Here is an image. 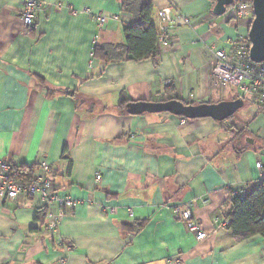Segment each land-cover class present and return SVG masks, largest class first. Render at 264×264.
Masks as SVG:
<instances>
[{
	"label": "crops",
	"instance_id": "1",
	"mask_svg": "<svg viewBox=\"0 0 264 264\" xmlns=\"http://www.w3.org/2000/svg\"><path fill=\"white\" fill-rule=\"evenodd\" d=\"M25 1L0 0V158L35 174L46 163L58 191L79 206L52 233L38 219L37 198L0 195V264H264V237L237 243L217 223L236 194L264 180L261 111L253 106L256 116L234 122L235 131L120 109L124 98L161 102L168 94L214 104L225 85L213 76V51L230 50L251 22L216 17L212 0H148L154 24L172 8L170 45L143 62L97 60L90 69L97 34L101 48L125 44L123 27L133 21L125 0H37L48 8L27 31ZM96 16L108 18L101 30ZM177 207L192 212L206 240L189 233ZM136 223L142 232L126 229Z\"/></svg>",
	"mask_w": 264,
	"mask_h": 264
},
{
	"label": "built area",
	"instance_id": "2",
	"mask_svg": "<svg viewBox=\"0 0 264 264\" xmlns=\"http://www.w3.org/2000/svg\"><path fill=\"white\" fill-rule=\"evenodd\" d=\"M61 9L62 4L53 6ZM48 8L44 3L37 0H26L22 12L21 19L24 28L27 31L36 21L41 12ZM71 13L75 16L80 12L71 8ZM230 17L238 21L253 22L254 8L253 3L249 1L235 3L228 12ZM119 20V17H115ZM93 20L98 24L100 30L106 25L108 18L96 16ZM184 25L189 24V20L180 18ZM176 20L172 15L171 6L164 7L159 10L157 23L155 24L159 46L164 48L170 45L169 35L174 29ZM99 34L94 38V46L91 51L90 69L96 66L95 47L99 41ZM251 43L248 33H240L232 44L230 50H215L214 55V78L225 86H231L239 92V98L249 102L255 106L264 115V63L257 64L250 59ZM173 81H166L165 87L173 86ZM192 98L194 96L192 95ZM257 168L264 170L262 163L257 164ZM38 174H34L33 178H29L28 174L20 167L12 162L0 158V195L6 201L14 202L21 196L29 198H37L41 203V210L45 213V225L48 231L55 233L61 228L64 219L69 211L79 206L78 200L68 195H62L52 178H50V169L46 163L41 164ZM99 181L100 176H96ZM236 197H245V193H238ZM174 213L186 225L190 234L196 236L197 241H204L208 238V234L202 230L200 224L194 219L190 210H183L180 207L175 208ZM131 217L133 214L131 213ZM217 223L222 227L230 225L229 217L227 220ZM61 264H66L65 260Z\"/></svg>",
	"mask_w": 264,
	"mask_h": 264
},
{
	"label": "trees",
	"instance_id": "3",
	"mask_svg": "<svg viewBox=\"0 0 264 264\" xmlns=\"http://www.w3.org/2000/svg\"><path fill=\"white\" fill-rule=\"evenodd\" d=\"M244 1L252 2V0H235V3ZM122 8L133 19L132 23H126L123 27L126 37L125 44L107 48L96 46L95 58L98 61L105 60L107 63H119L125 61L143 62L156 57L159 52V43L156 26L152 21L154 11L152 4L148 0H125ZM170 100L180 99L168 94V97L163 101ZM130 103L127 98L122 99L120 109L123 112L127 111V106ZM20 168L28 174L29 178H33L34 168ZM38 219L44 221L45 213L41 212ZM229 219L228 229L237 243L257 235L264 237V180L252 186L245 193L244 198L236 197L234 199ZM144 226V223H136L126 229L131 233H137L142 232Z\"/></svg>",
	"mask_w": 264,
	"mask_h": 264
},
{
	"label": "water",
	"instance_id": "4",
	"mask_svg": "<svg viewBox=\"0 0 264 264\" xmlns=\"http://www.w3.org/2000/svg\"><path fill=\"white\" fill-rule=\"evenodd\" d=\"M215 7L213 14L216 17L227 15L229 8L235 4V0H212ZM254 8V20L249 28L248 36L251 43L250 59L257 64L264 63V0H252ZM245 101L238 98L233 101L220 103L193 104L184 103L181 100L161 102H131L127 106V114L130 116L169 114L186 120L211 119L223 123L234 117L244 109Z\"/></svg>",
	"mask_w": 264,
	"mask_h": 264
},
{
	"label": "rangeland",
	"instance_id": "5",
	"mask_svg": "<svg viewBox=\"0 0 264 264\" xmlns=\"http://www.w3.org/2000/svg\"><path fill=\"white\" fill-rule=\"evenodd\" d=\"M219 87L221 88V90H219L221 92L220 94H222V93L223 94L220 95V96H217L218 98H216L215 103L220 102V100L233 101V100L238 99L239 92L235 88H233L231 86H219ZM253 109H254L253 106L249 102L245 101L244 109L239 111L230 120H228V121H226L224 123H221V124H223L226 127H228L229 128L228 130H235L236 131L237 127L233 126V124H235L234 122H237L239 120H245V119L246 120H250L252 115L256 116L255 115L256 113L253 111ZM247 124L248 123L246 122L243 125L244 126V131L246 130V132L245 133L242 132L241 134H244V135L247 134V132H248Z\"/></svg>",
	"mask_w": 264,
	"mask_h": 264
}]
</instances>
